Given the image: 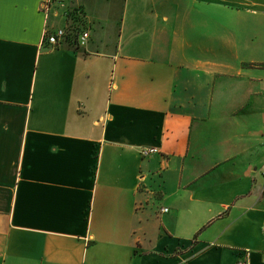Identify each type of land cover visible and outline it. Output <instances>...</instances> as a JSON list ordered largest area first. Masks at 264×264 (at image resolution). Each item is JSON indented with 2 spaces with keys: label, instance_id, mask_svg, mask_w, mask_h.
Listing matches in <instances>:
<instances>
[{
  "label": "crops",
  "instance_id": "obj_1",
  "mask_svg": "<svg viewBox=\"0 0 264 264\" xmlns=\"http://www.w3.org/2000/svg\"><path fill=\"white\" fill-rule=\"evenodd\" d=\"M46 2L0 0V264H264V0Z\"/></svg>",
  "mask_w": 264,
  "mask_h": 264
},
{
  "label": "built area",
  "instance_id": "obj_2",
  "mask_svg": "<svg viewBox=\"0 0 264 264\" xmlns=\"http://www.w3.org/2000/svg\"><path fill=\"white\" fill-rule=\"evenodd\" d=\"M52 0H47L46 2V7H45V11H49V8L51 6ZM70 29L68 27H61L58 28L56 30H46L45 35H44V41L49 43L50 45H53L55 47H59L61 45L64 44L67 35L69 33ZM90 38V31L83 29L79 32V36H78V43L79 45H86V43L88 42ZM159 152V148L158 147H145L142 149V155L143 156H149L151 154L157 153ZM164 211H168V208H164ZM239 264H247V260L246 259H242Z\"/></svg>",
  "mask_w": 264,
  "mask_h": 264
},
{
  "label": "rangeland",
  "instance_id": "obj_3",
  "mask_svg": "<svg viewBox=\"0 0 264 264\" xmlns=\"http://www.w3.org/2000/svg\"><path fill=\"white\" fill-rule=\"evenodd\" d=\"M74 24H75L74 22H72V23L70 24L71 27H70L69 29H70L71 31H73V32H74V31L77 32V31H79V30L82 29L81 26H79L78 24H76V25H75L76 30H75V29H74Z\"/></svg>",
  "mask_w": 264,
  "mask_h": 264
}]
</instances>
